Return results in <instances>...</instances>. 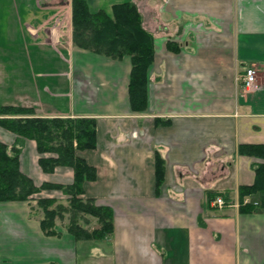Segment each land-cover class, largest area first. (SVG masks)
I'll return each instance as SVG.
<instances>
[{"label":"crops","instance_id":"crops-1","mask_svg":"<svg viewBox=\"0 0 264 264\" xmlns=\"http://www.w3.org/2000/svg\"><path fill=\"white\" fill-rule=\"evenodd\" d=\"M86 1L93 13L110 16L117 4H137L156 38L148 110L130 104L131 57L116 60L74 44L73 0H0V107L97 119V148L81 153L98 172L85 197L107 200L115 229L104 240L76 239L57 224L59 234L47 235L34 199L0 202L11 261L39 252L31 264L96 256L112 264H264V211L240 210V187L252 186L264 163L240 152L242 144H264V0ZM247 66L260 84L251 95L236 79ZM79 73L95 79L96 101L79 87L78 104ZM0 140L14 142L12 132L0 131ZM28 140L21 169L38 187L74 182L70 167L45 172ZM157 151L165 161L158 191ZM43 191L57 192L49 196L68 206L62 191ZM218 196L228 204L214 206Z\"/></svg>","mask_w":264,"mask_h":264},{"label":"trees","instance_id":"trees-1","mask_svg":"<svg viewBox=\"0 0 264 264\" xmlns=\"http://www.w3.org/2000/svg\"><path fill=\"white\" fill-rule=\"evenodd\" d=\"M73 42L82 49L116 60L131 57L129 83L130 104L134 111L145 112L149 106L150 70L156 59V38L143 26V17L133 1L114 6L113 16L104 10L93 13L86 0H73ZM168 48L178 51L175 41H168ZM0 126L10 130L20 138L34 140L42 155L39 164L47 173L57 167H70L74 170L71 184L44 183L38 187L34 180L21 169L20 155L23 142L11 147L0 141V202L27 201L43 190H60L68 195L69 207L57 204L58 199L41 197L39 206L44 218L41 227L47 235H57L56 218L62 212L72 211L68 231L76 239L103 240L113 234L114 210L107 205L97 204L93 198H86V182L95 181L98 172L95 166L82 156L86 150H95L98 143V124L93 117H40L26 107L2 106ZM242 154L264 158V144H242ZM46 154H53L45 156ZM157 191L164 180L165 161L155 154ZM258 196V205L245 204L246 196ZM240 210L264 211V163L256 168V181L252 186L240 187ZM258 206V207H257ZM79 213L98 218L100 227L88 231L77 222Z\"/></svg>","mask_w":264,"mask_h":264},{"label":"rangeland","instance_id":"rangeland-1","mask_svg":"<svg viewBox=\"0 0 264 264\" xmlns=\"http://www.w3.org/2000/svg\"><path fill=\"white\" fill-rule=\"evenodd\" d=\"M20 47H23V44H20ZM23 50H25V49L23 48ZM76 76H77V81H76V85H77V96H76V98H77L78 104L82 103V102H80L81 100H80V97H79V92H80L79 91V87L81 89V95L86 96L88 94L87 96L89 98H91V99L94 98L93 100L96 101L97 100V95L96 96L95 95H92V92L95 89V87H94L95 79L94 78H91V77H83V76H81V73H79V75L76 74ZM2 117H6V116L0 115V118H2ZM1 127L2 126H0V131H4L5 132V130H7V129H5L3 127L1 128ZM3 129H5V130H3ZM8 131H10V130H8ZM12 134H13V137H14V142L6 143L8 145V147H10L9 149H11V147L14 146L18 142V140H20L21 142H23L22 143L23 146L25 145V141L28 140V139L20 138L18 135H16L13 132H12ZM28 141L30 142V140H28ZM33 144L36 145V142L33 141ZM55 193H57V192H55ZM55 193L52 194V193H47V191H45V192L43 191V194H39V195H36L34 197H30L28 199V200L34 199L36 201L35 202V206L32 207V210L33 211H36V210L38 211L36 213L37 216H38V214H41L42 215V218H44V216H45L44 215L43 208L41 206H39V203H38L39 198H41V197H50L49 195H55ZM58 195H62V194L59 193ZM65 196H67V198H63ZM61 197H62L61 198V201L62 200L63 201L66 200L67 201V199H68V195L67 194L62 195ZM12 202H26V201H12ZM106 203H107V200L106 201H98L97 202V204H100V205H105ZM57 204H60L59 199H58V202L56 203V205ZM64 207H69V204H68V206H64ZM71 215H72V211L71 210H68L67 212L66 211L65 212H62V216H60V215L57 216V218H56V227H55L56 230H58L57 229V224H58V227L59 226L62 227V228H65L67 226L69 227L70 221H71ZM77 222L81 226L83 225L84 226V227L82 226L83 228H85V225H88L85 228L88 231H93L94 229L100 227V223L98 221V218L95 217V216H92L90 214H86V213H79L78 214V217H77ZM3 239L5 240V242H3V244L0 246V264H17V262L15 263V261H11V257H10L11 251L10 250H7V249L14 248V247L11 246L10 237H8L6 235V232L5 231H2V233H0V240H3ZM13 254H15V253L13 252ZM79 254H80V257H81V261H82L83 260L82 259V255H81L80 252H79ZM34 256H36L37 258H39L40 257V253L37 252V253H35L33 255L32 254L29 255L28 253H25V252L24 253H19V264H31V261H32V259H33ZM103 261H104V263H103ZM111 261H112L111 259H107V258H105V260H104L102 257L99 260L98 257L96 256V258H94V259L87 258L86 261L84 259V262H80L78 264H112ZM68 263L69 264H72L69 261H68Z\"/></svg>","mask_w":264,"mask_h":264},{"label":"built area","instance_id":"built-area-1","mask_svg":"<svg viewBox=\"0 0 264 264\" xmlns=\"http://www.w3.org/2000/svg\"><path fill=\"white\" fill-rule=\"evenodd\" d=\"M236 79L238 83H240L241 90L244 95H251L260 90V84L258 82V74L253 66L245 67L243 72L240 73ZM244 203L245 204L254 203L255 205L259 204L257 201L254 202L250 197H246ZM226 204L227 202L223 196H218L213 201V205L220 208L224 207Z\"/></svg>","mask_w":264,"mask_h":264}]
</instances>
